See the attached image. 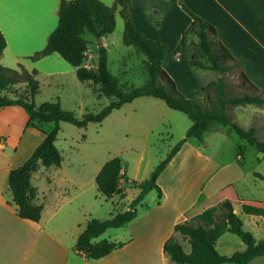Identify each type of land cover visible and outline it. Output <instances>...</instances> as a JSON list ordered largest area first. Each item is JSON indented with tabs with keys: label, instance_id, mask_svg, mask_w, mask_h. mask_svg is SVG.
<instances>
[{
	"label": "rangeland",
	"instance_id": "rangeland-1",
	"mask_svg": "<svg viewBox=\"0 0 264 264\" xmlns=\"http://www.w3.org/2000/svg\"><path fill=\"white\" fill-rule=\"evenodd\" d=\"M116 21L115 30L101 39L96 38L89 30L85 31L84 36L90 40L89 50L96 54L102 41L108 50L109 69L119 77L123 88L143 85L149 79L146 55L138 51L136 46L124 43V19L121 13H116ZM169 43L174 46L173 40H169ZM191 51V48L183 50L177 60L175 49H170L164 68L176 81L179 91L189 98H196L197 91L209 83L206 81H213L217 77L213 70L193 67L190 64ZM57 54L40 59L42 72H39L37 78L41 90L35 98L36 105L46 101H59L63 108L73 110L81 117L89 111L99 112L113 100L107 96L99 97L89 82L78 79L75 66ZM85 63L86 66L96 65L95 58L90 53H87ZM24 66L32 70L28 65ZM18 67L16 65L12 68ZM51 71H60L62 74L50 75ZM241 71V67H234L226 73H219L220 77H225L227 96L255 93L249 85L242 83ZM17 87L24 90L27 84L21 82ZM5 94L14 96L11 91ZM261 94L264 97V90ZM212 96L217 98L213 90ZM243 106L245 105L230 106V115L244 127H250L254 123L253 119L258 125V137L264 139V117L258 118L255 115L254 118L251 110L241 117L238 112ZM253 106L249 105L250 108ZM261 107L264 108V104ZM52 125L49 123L43 125V128H37L46 131ZM191 125L192 121L185 113L169 107L163 99L152 96L138 97L124 104L101 123L91 122L87 127L80 128L69 122H61L56 144L63 155V167L54 166L51 171L60 173L62 192L66 196L75 197L64 205L54 221L62 224L65 229L63 232H67L69 245H75L79 233L85 229L90 219L105 220L126 210L139 195L140 183L150 178L157 165L180 140L187 138ZM213 126L215 128L217 124ZM190 142L197 143L198 140L195 137L187 138L185 152L175 160L173 157L172 163L160 173L157 182L162 188V196H159L156 189L151 190L138 204L137 218L124 226L109 228L95 239L124 242L123 246L117 247L109 255L106 263L179 264L164 252L162 237L174 234L173 223L184 221L182 210L189 209L196 198L203 197L200 192L201 184L216 170L215 165L205 163L196 156V152L191 151ZM240 145L245 146L243 156L239 154ZM221 148L222 152L216 153L218 157L223 161L229 160L232 164L219 178L222 181H238L242 197L264 201V153L249 145L234 131L226 136ZM211 151L213 147L208 150ZM115 157L121 159L124 167L120 180L121 193L106 197L99 191L95 176L109 159ZM246 169L250 172L243 174ZM235 208L244 221V229L252 232L257 239L264 240V215L246 213L240 203H236ZM222 211V207H217L200 220L211 227ZM193 224L197 225L198 221H193ZM174 235L187 251L191 250L187 238L179 232ZM244 248L242 239L229 231L217 241V249L221 254L232 255ZM250 264H264V256L254 258Z\"/></svg>",
	"mask_w": 264,
	"mask_h": 264
},
{
	"label": "trees",
	"instance_id": "trees-1",
	"mask_svg": "<svg viewBox=\"0 0 264 264\" xmlns=\"http://www.w3.org/2000/svg\"><path fill=\"white\" fill-rule=\"evenodd\" d=\"M184 8L191 15L192 22L182 33L177 50L180 51L186 46L192 48L190 64L195 68L213 70L217 73H226L234 67L242 68V61L235 58L231 50L218 38L216 27L186 6ZM118 9L124 19V43L136 46L138 51L146 55V69L149 74L145 84L127 89L123 88L119 77L109 69L108 50L104 44L98 47L97 56L94 57L96 65H84L90 44V40L84 36L85 31L89 30L99 39L112 33L116 28ZM58 14L59 23L50 34L46 46L28 58L38 61L45 56L58 53L71 65L77 67L78 79L89 82L99 97L107 96L113 100L99 112L89 111L81 117L73 110L63 108L59 101H46L36 105L35 98L41 90L37 68L29 70L23 63H20L18 68H12L4 66L0 61V109L7 105H21L30 115V125L43 128V125L53 124L46 131L42 129L45 136L30 157L10 172L9 190L20 217L36 222L42 218L44 203L36 201L38 192L37 187L32 183V177L41 164L46 167L62 165L63 155L56 144L61 130L60 123L69 122L80 128L87 127L91 122L101 123L115 109L138 97L152 96L163 99L169 107L185 113L192 121L187 131V138L195 137L203 140L205 132L216 123L228 127L249 145L264 153V139L258 137L256 127L242 126L229 113L230 106L264 104V97L261 94L263 89L256 86L243 69L242 83L249 85L255 93L227 96L225 77L222 76L199 89L196 98H189L179 91L176 81L164 68L168 44L160 38L147 37L134 24L131 0H115L112 5L102 0H60ZM259 23L264 26V19ZM6 47L7 40L0 28V60ZM21 82L27 84L26 89L20 90L17 87ZM212 90L217 96L216 99L212 96ZM8 91L14 96L5 94ZM187 138L180 140L157 165L150 178L140 183L139 195L126 210L119 211L105 220L93 218L88 221L76 241L78 253L97 260L124 245V242L95 239L109 228L121 227L133 221L138 216V204L151 190L156 189L159 196H162V188L157 182L159 175ZM244 149L245 146H239L241 156ZM123 171L124 167L119 157L109 159L95 178L99 191L106 197L121 193L120 180ZM236 203H240L246 213L264 215L262 200L241 198L236 185L229 183L212 195L195 202L184 212V221L175 224L174 231L188 239L191 250L187 251L181 241L172 234L164 242V252L173 262L179 264L225 262L250 264L254 258L264 256V240L257 239L252 232L244 229V221L235 211ZM217 207H222L223 212L214 221L213 226L208 227L203 223L193 224V221L202 219L203 215L214 211ZM228 231L237 234L245 243L242 251L232 255L221 254L218 251L217 241Z\"/></svg>",
	"mask_w": 264,
	"mask_h": 264
},
{
	"label": "crops",
	"instance_id": "crops-1",
	"mask_svg": "<svg viewBox=\"0 0 264 264\" xmlns=\"http://www.w3.org/2000/svg\"><path fill=\"white\" fill-rule=\"evenodd\" d=\"M102 1L112 5L115 0ZM131 3L136 27L147 37L160 38L167 43L168 51L175 49L177 60L183 50L191 48L186 46L180 51L177 50L182 33L192 22V17L184 6L208 20L216 27L218 38L231 50L235 58L242 61V69L248 78L264 90V26L259 23L264 19V0H131ZM59 7L60 0H0V28L7 40V47L0 60L4 66L14 67L25 63L42 72L41 60L32 61L28 56L46 46L50 34L59 23ZM119 9L117 14L120 13ZM169 40L174 41L173 47ZM87 53L93 57L97 56V53L89 49ZM192 53L193 51L190 59ZM76 71L75 66V73ZM49 73L62 74L60 71ZM216 77H220L217 72ZM249 105L254 106L250 108ZM249 110L254 118L255 115L258 118L264 117V108L257 104H245L238 113L244 117ZM252 121L254 123L251 126H255L258 133V125L253 119ZM213 127L205 132L203 140L196 138L197 143L190 142L189 147L193 153L196 152V156L216 167L213 174L201 184L200 192L203 197L196 198L192 205L229 183H234L240 191L235 179L222 181L219 178L232 164L217 155V152H222L221 144L232 130L220 124ZM44 136L42 130L30 125V115L23 106L7 105L0 109V264H110L106 262L111 253L97 260L78 253L76 243L69 245L67 232H63L65 229L62 224L54 221L64 205L75 197L66 196V193L62 192L60 173L51 171L54 166L46 167L41 164L32 177V183L38 192L36 201L44 203L41 220L36 222L19 216L9 190V175L12 169L30 157ZM185 145L186 143L182 145L174 160L185 152ZM210 147H213V151L208 152ZM248 172L250 170L246 169L243 174ZM185 211L186 209L182 210V215ZM197 221V225L202 223L201 220ZM177 223H173V228ZM169 236L162 237V245Z\"/></svg>",
	"mask_w": 264,
	"mask_h": 264
},
{
	"label": "water",
	"instance_id": "water-1",
	"mask_svg": "<svg viewBox=\"0 0 264 264\" xmlns=\"http://www.w3.org/2000/svg\"><path fill=\"white\" fill-rule=\"evenodd\" d=\"M102 44H103V42L101 41V42H100V45H102ZM144 159H145V156L143 157V162H144Z\"/></svg>",
	"mask_w": 264,
	"mask_h": 264
}]
</instances>
